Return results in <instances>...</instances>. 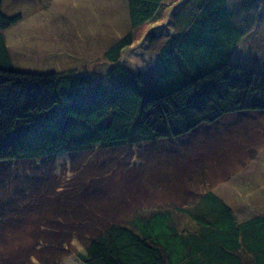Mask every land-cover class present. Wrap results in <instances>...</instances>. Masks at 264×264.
<instances>
[{
    "label": "trees",
    "instance_id": "obj_1",
    "mask_svg": "<svg viewBox=\"0 0 264 264\" xmlns=\"http://www.w3.org/2000/svg\"><path fill=\"white\" fill-rule=\"evenodd\" d=\"M177 1L127 0L133 28L160 20L163 6L169 12ZM3 3L0 165L147 142H157L156 149L165 153L167 142L161 140L179 141L228 114L264 113V72L232 61L247 33L232 21L229 0H195L189 23H176L166 39L147 29L146 44L164 41L146 70L121 62L122 51L137 37L129 30L107 51L113 63L103 76L72 69L16 70L6 31L23 16H7ZM207 13L211 22L202 18ZM206 171L209 176L197 182L212 179ZM196 190L167 208L140 209L130 222L105 226L67 218L62 225L73 231L75 224L78 229L90 224L98 230L85 240L86 251L78 253L83 264H264V215L240 221L214 190ZM55 222L44 221L38 229L42 246L50 245L43 235ZM65 236L57 240L62 247L74 234Z\"/></svg>",
    "mask_w": 264,
    "mask_h": 264
},
{
    "label": "rangeland",
    "instance_id": "obj_2",
    "mask_svg": "<svg viewBox=\"0 0 264 264\" xmlns=\"http://www.w3.org/2000/svg\"><path fill=\"white\" fill-rule=\"evenodd\" d=\"M194 1L178 0L169 12L163 6L160 20L135 30L127 0H4V14L23 16L11 30L12 42L7 41L13 67L103 76L113 63L107 51L135 30L136 40L122 51L121 62L146 70L164 41L146 44L147 29L168 38L176 23H189ZM229 2L232 21L247 33L235 63L264 72V0ZM202 18L211 22L208 13ZM162 141L167 142L165 153L156 149L157 142H147L0 165V264H42L46 259L45 264H83L78 253L86 251L85 240L98 230L75 224L71 231L62 219H94L105 226L130 222L136 211L167 208L194 189L214 190L240 221L264 215V113L228 114L179 141ZM206 169L212 179L197 182L209 176ZM44 221H56L47 235L40 234L49 246L37 238ZM73 234L70 244L57 242Z\"/></svg>",
    "mask_w": 264,
    "mask_h": 264
},
{
    "label": "crops",
    "instance_id": "obj_3",
    "mask_svg": "<svg viewBox=\"0 0 264 264\" xmlns=\"http://www.w3.org/2000/svg\"><path fill=\"white\" fill-rule=\"evenodd\" d=\"M12 28H14V26L13 27H11V28H9L7 31H6V34L8 33V32H10V35L8 36V34H7V39H8V42H10L11 41V34H12ZM10 39V40H9ZM12 42V41H11ZM12 45H13V43H12ZM235 52H237V50L235 51ZM233 59H232V61L233 62H236V53H234V55H233V57H232ZM244 65V64H243Z\"/></svg>",
    "mask_w": 264,
    "mask_h": 264
}]
</instances>
